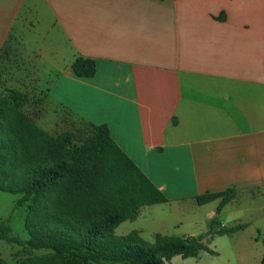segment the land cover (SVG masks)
<instances>
[{
  "label": "crops",
  "instance_id": "crops-1",
  "mask_svg": "<svg viewBox=\"0 0 264 264\" xmlns=\"http://www.w3.org/2000/svg\"><path fill=\"white\" fill-rule=\"evenodd\" d=\"M0 55L8 88L43 92L44 130L108 126L176 211L154 235L264 220V0H0ZM228 189L219 214L196 202Z\"/></svg>",
  "mask_w": 264,
  "mask_h": 264
},
{
  "label": "trees",
  "instance_id": "trees-1",
  "mask_svg": "<svg viewBox=\"0 0 264 264\" xmlns=\"http://www.w3.org/2000/svg\"><path fill=\"white\" fill-rule=\"evenodd\" d=\"M71 68L78 78L97 71L96 62L84 57ZM29 101L17 89L0 92V191L20 195L15 209L27 207V241L12 235L9 219L0 223V241L20 247L13 255L17 264L43 251L61 264H165L176 256L198 257L210 251L204 240L245 228H218L215 218L210 231L198 237L156 235L154 245L138 231L116 237L115 229L135 221L143 207L168 199L118 146L108 126L80 121L83 129L53 135L24 111ZM235 196L236 190L228 189L200 195L196 202L221 199L219 214Z\"/></svg>",
  "mask_w": 264,
  "mask_h": 264
},
{
  "label": "rangeland",
  "instance_id": "rangeland-1",
  "mask_svg": "<svg viewBox=\"0 0 264 264\" xmlns=\"http://www.w3.org/2000/svg\"><path fill=\"white\" fill-rule=\"evenodd\" d=\"M12 62V61H10ZM22 61L14 59L13 66L20 67ZM7 63L4 64V71L6 72ZM3 78V84L0 87V92H5L8 88V83ZM28 90L26 92L30 98L29 104L24 111L29 115L38 119L44 112L50 113L48 108L43 107L44 98L43 92L37 90ZM19 90V89H17ZM22 91V90H20ZM24 92V91H22ZM65 120L64 130L57 126L53 135L62 132L74 131L78 128L83 129L85 123L79 121ZM38 123V122H37ZM50 133V132H49ZM20 198V195L11 194L0 191V223L9 219V225L12 229V235L21 238L24 241L29 239L28 233L25 229V221L27 217V207L24 205L21 208L15 209V204ZM176 211L172 206L153 205L146 206L141 209V216L137 221H126L115 229L116 237L126 235L132 228L144 227V240L154 245L156 235L153 231L159 230L161 218H167L172 223L177 221ZM258 218L253 221L254 226L245 232H238L232 235L216 236L208 244L210 251H203L198 257L184 259L181 256L174 257L171 261H164L165 264H264V220ZM230 225H235L238 221L234 218L228 219ZM228 224V225H229ZM255 225L260 228L256 229ZM170 233V236L183 237V231H165ZM20 247L11 245L0 241V261L8 264H17V259L13 256ZM49 252H38L34 256L25 261V264H61L55 259L49 258Z\"/></svg>",
  "mask_w": 264,
  "mask_h": 264
}]
</instances>
